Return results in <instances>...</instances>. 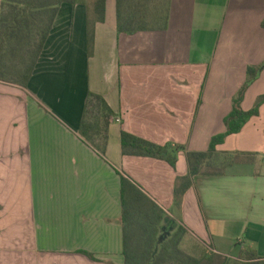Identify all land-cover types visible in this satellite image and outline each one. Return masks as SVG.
Listing matches in <instances>:
<instances>
[{"label":"crops","instance_id":"obj_1","mask_svg":"<svg viewBox=\"0 0 264 264\" xmlns=\"http://www.w3.org/2000/svg\"><path fill=\"white\" fill-rule=\"evenodd\" d=\"M168 17L120 33L107 0L90 54L88 5L64 2L27 86L0 80V264H125L122 175L210 250L264 258V103L217 146L227 168L195 176L175 206L187 152L227 130L249 67L242 108L264 95V0H169ZM90 92L120 118L105 154L80 133ZM122 130L185 149L176 167L127 155Z\"/></svg>","mask_w":264,"mask_h":264},{"label":"trees","instance_id":"obj_2","mask_svg":"<svg viewBox=\"0 0 264 264\" xmlns=\"http://www.w3.org/2000/svg\"><path fill=\"white\" fill-rule=\"evenodd\" d=\"M155 0H116L117 29L120 33L133 34L140 31L163 30L168 25V2L162 8ZM64 2L85 3L89 8V47L93 53L95 25L106 21L107 0H3L0 15V80L27 86L44 45L53 26L59 7ZM8 6V9L6 8ZM249 77L238 95L234 98L233 109L226 117L227 130L214 136L207 151H188L189 173L180 176L175 186V206L182 208L185 193L193 184L197 175L218 174L222 169H213L217 146L233 133L240 132L245 124L259 115L264 103V95L256 105L245 110L242 101L248 86L257 78L258 69L249 67ZM114 111L106 99L90 92L86 106V115L80 133L84 139L102 154L106 153L109 126ZM121 143L123 153L153 157L169 162L176 167L179 152L183 145L154 143L145 138L122 130ZM122 223L124 227L125 264H174V258L182 260L178 264H205L204 258L184 255L177 247L184 227L153 201L127 176L122 175ZM168 221L178 225L177 231L169 239H163L161 233ZM210 250V249H209ZM203 252V251H202ZM212 264H264V258L247 257L231 260L215 251H208ZM207 253V252H205ZM93 257L91 253H87ZM208 254V253H207ZM177 264V263H176Z\"/></svg>","mask_w":264,"mask_h":264},{"label":"rangeland","instance_id":"obj_3","mask_svg":"<svg viewBox=\"0 0 264 264\" xmlns=\"http://www.w3.org/2000/svg\"><path fill=\"white\" fill-rule=\"evenodd\" d=\"M157 2V4H159L162 8H164V6L167 4L168 0H155ZM154 1V2H155ZM6 8L8 9V6H6ZM229 159L225 158L224 163H227ZM213 165V169L219 168V169H226L228 165H222L218 163V160H216L214 158V160L212 161ZM178 225H175L174 222L172 221H168L165 226H164V230L161 233L162 236V240L163 239H169L170 236H172L176 231H177ZM210 247V245H208ZM177 247H179L184 255L180 254V256L186 257L185 255H192L195 256L197 258H204L205 259V264H212L213 260L211 256L209 257L208 255L210 251L209 248L207 247V245H204L202 243L199 242V240L197 238H195L193 235H191L190 233L188 234H181V239L179 240V243H177ZM211 248V247H210ZM203 251V252H202ZM207 252V253H205ZM247 258V257H246ZM232 259V258H230ZM182 260H179L178 258H174L171 262L169 263H174V264H178L180 263ZM236 262H229L228 264H234ZM239 264H243L242 262H238Z\"/></svg>","mask_w":264,"mask_h":264},{"label":"built area","instance_id":"obj_4","mask_svg":"<svg viewBox=\"0 0 264 264\" xmlns=\"http://www.w3.org/2000/svg\"><path fill=\"white\" fill-rule=\"evenodd\" d=\"M114 120H115V121H120V118H118V117H114V118H113V121H114Z\"/></svg>","mask_w":264,"mask_h":264}]
</instances>
